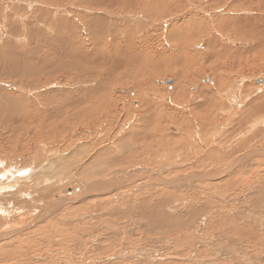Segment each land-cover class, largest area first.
<instances>
[{"label": "rangeland", "instance_id": "obj_1", "mask_svg": "<svg viewBox=\"0 0 264 264\" xmlns=\"http://www.w3.org/2000/svg\"><path fill=\"white\" fill-rule=\"evenodd\" d=\"M0 184V264H264V0H0Z\"/></svg>", "mask_w": 264, "mask_h": 264}, {"label": "bare ground", "instance_id": "obj_2", "mask_svg": "<svg viewBox=\"0 0 264 264\" xmlns=\"http://www.w3.org/2000/svg\"><path fill=\"white\" fill-rule=\"evenodd\" d=\"M192 64V63H191ZM200 70V69H199ZM186 74V73H185ZM187 76V74L185 75V77ZM178 80H179V77H178ZM245 142V141H244ZM54 166V165H53ZM5 170V169H4ZM5 179V178H4ZM6 179H8V178H6ZM1 185V184H0ZM4 186H6V185H4ZM8 186V185H7ZM7 188V187H6ZM2 190H4V189H2ZM85 191V190H84ZM75 193V192H74ZM4 210V209H3ZM1 212V211H0ZM1 215V214H0ZM32 226H34V225H32ZM24 227V226H23ZM25 228V227H24ZM13 231L12 230H5V231H2V232H0V241H5L4 239H6V240H8L9 238H11L12 236H13ZM2 243V242H1ZM2 247V246H1ZM10 254L11 253H9V257H10ZM3 255V254H2ZM1 257V256H0ZM4 260V259H3ZM5 260H7V259H5ZM8 260H9V258H8ZM7 260V261H8ZM35 260H36V262L38 263V262H40V261H42L43 259L41 258V257H36L35 258ZM0 261H1V259H0ZM6 261V262H7ZM21 263V262H20ZM36 263V264H37ZM42 263V262H41ZM16 264V263H15ZM35 264V263H34ZM47 264H52V262H50V263H47Z\"/></svg>", "mask_w": 264, "mask_h": 264}, {"label": "water", "instance_id": "obj_3", "mask_svg": "<svg viewBox=\"0 0 264 264\" xmlns=\"http://www.w3.org/2000/svg\"><path fill=\"white\" fill-rule=\"evenodd\" d=\"M258 82H260V81H258ZM258 82H257V83H258ZM68 192H72V189H68Z\"/></svg>", "mask_w": 264, "mask_h": 264}]
</instances>
